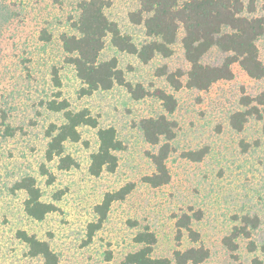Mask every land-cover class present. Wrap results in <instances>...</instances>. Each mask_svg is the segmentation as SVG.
Segmentation results:
<instances>
[{
  "label": "rangeland",
  "instance_id": "obj_1",
  "mask_svg": "<svg viewBox=\"0 0 264 264\" xmlns=\"http://www.w3.org/2000/svg\"><path fill=\"white\" fill-rule=\"evenodd\" d=\"M4 1L13 18L0 33V264H43L41 258L28 255L18 232L47 242L60 264H105L109 256L110 264H121L128 253L141 247L134 238L144 228L155 235L151 254L155 259L173 260L175 251L203 247L209 257L202 264H264V103H259L260 98L264 100V77L250 79L235 64L230 81H219L206 91H174L158 74L161 69L187 71L179 43L182 31L170 57L156 56L148 64L117 51L107 38L100 61L115 58L133 87L140 85L149 93L163 89L177 102L169 116L177 124L166 161L170 181L152 188L142 180L153 172L149 154L157 148L144 141L139 122L163 114V109L151 95L136 100L122 86L81 95L83 85L73 66L66 63L59 39L61 34L74 32L72 24L81 0ZM104 1L108 19L138 47L143 44L147 40L143 27L130 20L137 0ZM242 1L247 10H254L249 16H264V0ZM42 32L49 41L40 40ZM256 45L264 64V34ZM205 59L214 62L215 56ZM54 71L59 88L52 81ZM55 99L66 100L73 111L87 109L98 122L95 129L79 128V142L65 144V154L76 163L66 171L58 169L57 159L47 162L44 156L47 127L63 122L60 113L45 107ZM250 107H256L258 115L236 132L230 126L231 116ZM107 127L116 130L124 148L117 153L113 173L93 177L88 169L98 147L97 130ZM199 152L204 154L200 161L190 159L189 154ZM42 165L52 174L51 183L41 175ZM24 177L34 178L41 200L57 208L41 221L24 213L25 194L14 187ZM127 184L133 185L131 193L112 203L101 229L89 240L87 228L95 222L94 207L106 193ZM184 216L197 241H192L186 229L178 237L177 223ZM244 217L256 225L246 227L249 238H231L236 248L231 252L224 240L235 227L244 226Z\"/></svg>",
  "mask_w": 264,
  "mask_h": 264
},
{
  "label": "trees",
  "instance_id": "obj_2",
  "mask_svg": "<svg viewBox=\"0 0 264 264\" xmlns=\"http://www.w3.org/2000/svg\"><path fill=\"white\" fill-rule=\"evenodd\" d=\"M137 10L130 14L134 25L142 26L147 40L139 47L129 35L122 34L118 25L110 21L104 10L108 3L104 0H81L78 5V15L73 21L72 34H61L59 39L66 56V63L73 66L76 77L83 87L81 95L90 96L97 91H108L114 86L124 87L134 99L139 100L151 95L160 102L163 114L140 120L139 130L144 141L156 147L155 153L149 154L153 172L143 178V182L152 188L167 185L170 173L166 165L172 151L171 142L176 136L177 124L171 116L177 102L172 94L163 89L145 92L138 85L133 87L126 81L124 72L118 68L117 60L112 58L100 61L99 56L109 38L110 44L117 51L134 55L142 64H148L156 56L168 58L173 54V47L178 43V33L183 35L179 43L183 50L184 59L188 64L186 72L176 70L169 72L161 69L158 76L164 77L165 82L174 91L182 88L206 91L219 81L233 79V65L237 64L245 74L253 80L264 77V64L259 58L257 40L264 34V16H249L254 10H247L242 0H137ZM13 14L9 5L0 0V33L2 27L9 23ZM45 32L40 35L43 42L49 41ZM215 56L214 62H206L207 56ZM52 81L56 88L60 87L57 71L52 73ZM182 78L185 79L182 82ZM58 98L60 97L57 94ZM263 105L264 100L260 98ZM250 106V100L244 103ZM48 111L60 113L63 122L60 125L50 124L46 131L47 144L45 160L51 162L57 159L58 169L70 170L76 166L75 161L65 154L66 143L80 141L79 128L87 126L97 128L98 122L87 109L73 111L66 100H51L45 103ZM256 107L246 111L236 112L230 118V126L236 132H241L251 117L258 115ZM98 147L90 156L89 174L98 177L102 172L113 173L117 168V153L124 146L117 138L116 130L112 127L97 130ZM203 153H192L193 161H200ZM41 175L48 177V183L53 176L44 165ZM15 189L25 194L23 209L29 218L41 221L48 214L57 210L51 203L41 200L40 189L32 177H24L15 184ZM133 190L132 184H127L116 192L106 193L102 201L94 207L95 222L88 225L89 240L96 231L100 230L109 213L112 203L122 201ZM243 227H235L224 244L233 252L236 250L231 238L250 237L246 229L255 220L247 217L242 219ZM187 216L178 220L177 233L181 237V229H186L192 241H197V234L189 227ZM18 238L25 243L30 257L41 258L43 264H60L59 258L49 244L38 240L34 235L18 232ZM134 242L141 247L128 253L121 264H202L209 257V251L203 247L175 251L173 260L166 258L155 259L151 256L156 238L153 232L144 228L138 232ZM250 249H255L250 242ZM105 264H110V256ZM254 264H261L254 261Z\"/></svg>",
  "mask_w": 264,
  "mask_h": 264
}]
</instances>
